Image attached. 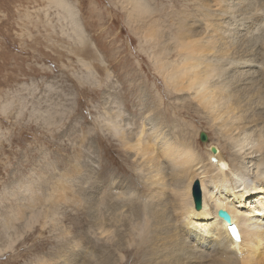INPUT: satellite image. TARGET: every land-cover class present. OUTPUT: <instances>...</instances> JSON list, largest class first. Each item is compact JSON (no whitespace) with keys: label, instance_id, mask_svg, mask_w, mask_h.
I'll return each mask as SVG.
<instances>
[{"label":"rangeland","instance_id":"rangeland-1","mask_svg":"<svg viewBox=\"0 0 264 264\" xmlns=\"http://www.w3.org/2000/svg\"><path fill=\"white\" fill-rule=\"evenodd\" d=\"M63 1L0 0V264H94L89 253L106 243L92 208L98 182L125 195L116 211L143 210L131 201L164 159L154 134L185 136L207 159L199 133L217 141L166 85L151 57L158 43L144 32L175 46V22L192 0H145L142 18L128 0ZM135 133L150 139L137 146ZM127 249L122 264H139Z\"/></svg>","mask_w":264,"mask_h":264},{"label":"bare ground","instance_id":"bare-ground-1","mask_svg":"<svg viewBox=\"0 0 264 264\" xmlns=\"http://www.w3.org/2000/svg\"><path fill=\"white\" fill-rule=\"evenodd\" d=\"M53 1L67 7L63 0ZM128 1L131 16L142 18L151 11L145 0ZM191 3L194 8H189ZM189 4L175 22V46L170 40L160 45L151 28L144 31L145 37L158 43L151 57L166 85L185 97L181 106L194 104L190 109L207 120L217 141L208 144L209 133L204 131L207 139L201 143L208 147L207 159L185 143L182 134L181 142L164 132L154 134L164 159L148 178V192L141 198L134 193L131 203L141 201L143 210L133 204L130 213L123 207L116 211L114 205L125 195L99 181L100 195L92 208L98 234L106 243L99 246L101 252L89 253L94 264H122L127 248L139 264H264V0ZM191 17L200 20L194 23ZM113 128L120 137L125 132L121 125ZM134 135L137 146L150 139ZM212 145L216 152L210 150ZM223 148L229 149L228 156ZM145 153L153 156L151 149ZM195 182L200 209L194 199ZM219 209L229 212L232 225L218 216ZM126 221L124 229L120 224ZM231 226L240 240L231 234ZM123 231L127 233L120 234Z\"/></svg>","mask_w":264,"mask_h":264},{"label":"water","instance_id":"water-1","mask_svg":"<svg viewBox=\"0 0 264 264\" xmlns=\"http://www.w3.org/2000/svg\"><path fill=\"white\" fill-rule=\"evenodd\" d=\"M199 138H200V141L204 142L207 139V134L204 131H201L200 135H199ZM210 150L213 151V152L217 151L216 147L213 146V145L210 147ZM198 186L199 185L196 182L193 185V187L195 188L194 199H195V202H196V207L198 209H200V207H201V205H200V196L197 193ZM217 214H218V216L220 218H222L226 222L227 225H232V217H231V215L229 214L228 211H226L224 209H219Z\"/></svg>","mask_w":264,"mask_h":264}]
</instances>
